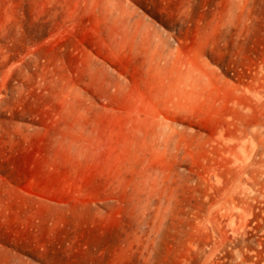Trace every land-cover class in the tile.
Masks as SVG:
<instances>
[{
  "label": "rangeland",
  "instance_id": "1",
  "mask_svg": "<svg viewBox=\"0 0 264 264\" xmlns=\"http://www.w3.org/2000/svg\"><path fill=\"white\" fill-rule=\"evenodd\" d=\"M0 264H264V0H0Z\"/></svg>",
  "mask_w": 264,
  "mask_h": 264
}]
</instances>
